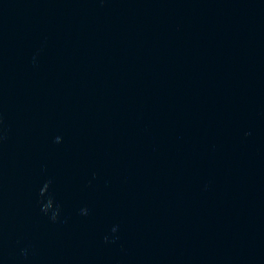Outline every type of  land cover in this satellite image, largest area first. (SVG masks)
<instances>
[{
  "label": "water",
  "instance_id": "obj_1",
  "mask_svg": "<svg viewBox=\"0 0 264 264\" xmlns=\"http://www.w3.org/2000/svg\"><path fill=\"white\" fill-rule=\"evenodd\" d=\"M0 264H264V0H0Z\"/></svg>",
  "mask_w": 264,
  "mask_h": 264
},
{
  "label": "clouds",
  "instance_id": "obj_2",
  "mask_svg": "<svg viewBox=\"0 0 264 264\" xmlns=\"http://www.w3.org/2000/svg\"><path fill=\"white\" fill-rule=\"evenodd\" d=\"M57 140H59V138H57Z\"/></svg>",
  "mask_w": 264,
  "mask_h": 264
}]
</instances>
